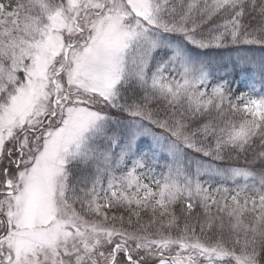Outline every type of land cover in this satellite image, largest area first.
Segmentation results:
<instances>
[{
	"label": "snow or ice",
	"instance_id": "snow-or-ice-1",
	"mask_svg": "<svg viewBox=\"0 0 264 264\" xmlns=\"http://www.w3.org/2000/svg\"><path fill=\"white\" fill-rule=\"evenodd\" d=\"M245 45L264 0H0V264H264Z\"/></svg>",
	"mask_w": 264,
	"mask_h": 264
},
{
	"label": "trees",
	"instance_id": "trees-1",
	"mask_svg": "<svg viewBox=\"0 0 264 264\" xmlns=\"http://www.w3.org/2000/svg\"><path fill=\"white\" fill-rule=\"evenodd\" d=\"M256 47L257 46L255 45L234 46L229 50H203V52L205 55L212 56L213 58H220L216 60L212 66L214 72L221 73L227 68L233 80L237 81V83L234 84V87L240 90H247L244 87L245 83L254 80L255 82L259 81L258 78L254 76V65L260 63L264 65V56H262L259 51H250V49ZM253 61L255 62L253 66H247L252 64ZM241 74H247V76L244 79H241ZM262 77L264 79V76Z\"/></svg>",
	"mask_w": 264,
	"mask_h": 264
},
{
	"label": "rangeland",
	"instance_id": "rangeland-1",
	"mask_svg": "<svg viewBox=\"0 0 264 264\" xmlns=\"http://www.w3.org/2000/svg\"><path fill=\"white\" fill-rule=\"evenodd\" d=\"M247 76V74L245 75H243V74H241L240 75V78L241 79H244L245 77ZM254 76H256L257 78H258V80L260 81L261 79H263V77L262 76H264V65L262 64V63H260V64H255L254 65ZM254 78V77H253ZM255 81V80H254ZM258 81V82H259Z\"/></svg>",
	"mask_w": 264,
	"mask_h": 264
}]
</instances>
